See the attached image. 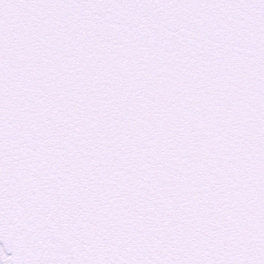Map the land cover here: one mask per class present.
<instances>
[{
  "label": "snow or ice",
  "instance_id": "1",
  "mask_svg": "<svg viewBox=\"0 0 264 264\" xmlns=\"http://www.w3.org/2000/svg\"><path fill=\"white\" fill-rule=\"evenodd\" d=\"M0 264H264V0H0Z\"/></svg>",
  "mask_w": 264,
  "mask_h": 264
}]
</instances>
